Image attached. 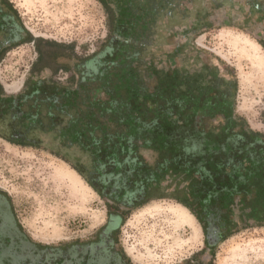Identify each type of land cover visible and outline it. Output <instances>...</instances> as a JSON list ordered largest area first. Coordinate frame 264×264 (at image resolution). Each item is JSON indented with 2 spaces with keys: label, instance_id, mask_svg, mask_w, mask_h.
<instances>
[{
  "label": "trees",
  "instance_id": "trees-1",
  "mask_svg": "<svg viewBox=\"0 0 264 264\" xmlns=\"http://www.w3.org/2000/svg\"><path fill=\"white\" fill-rule=\"evenodd\" d=\"M97 1L107 15L109 34L98 52L83 57L73 44L35 38L10 1L0 0V34L14 15L21 33L14 44L9 45V39L0 42V62L13 49L34 43L38 59L30 77L47 70L70 73L65 84L51 78V87L29 78L18 102L0 84L1 105L19 111L10 121H26L29 133L20 139L0 137L14 145L49 150L106 201L111 216L119 213L123 220L148 202V188L173 174L189 181L192 197L203 205L215 195L222 201L241 196L251 215L259 202L264 217V133L249 129L234 107L224 106L225 96L222 103L195 99L194 76L184 78L146 62L156 18L172 8L170 0ZM215 73L218 84L236 91V82ZM181 87L187 91L181 93ZM218 116L227 122L209 125L207 119ZM239 121L246 130H237ZM43 137L51 138L58 149L44 147ZM73 150L86 162L72 160ZM138 151H149L152 162H145ZM170 198L186 207L183 200Z\"/></svg>",
  "mask_w": 264,
  "mask_h": 264
},
{
  "label": "rangeland",
  "instance_id": "rangeland-1",
  "mask_svg": "<svg viewBox=\"0 0 264 264\" xmlns=\"http://www.w3.org/2000/svg\"><path fill=\"white\" fill-rule=\"evenodd\" d=\"M9 1L35 38L73 44L81 56L98 52L109 34L107 15L97 0ZM203 1L207 0L184 2L182 12L174 17H168L167 12L157 16L148 39L149 59L144 60L158 69L176 72L216 68L220 76L236 82V91L230 94L235 114L243 117L252 130L264 133V48L258 42L260 29L243 30L225 23L189 28L195 24L196 10ZM176 44L180 52L172 59ZM35 58L34 46L24 44L0 62V84L8 96L24 93ZM49 75L43 72L33 76V83L49 81ZM54 79L66 82V76ZM153 86L148 87L153 90ZM219 124L220 120L213 121V126ZM42 144L58 149L51 138L43 137ZM144 156L151 160L150 154ZM69 157L86 162L76 150L70 151ZM185 182L182 177H170L160 190L152 191L144 206L125 216L118 233L119 245L135 264H186L201 253L205 236L200 222L170 198L185 196ZM0 192L9 198L15 222L32 246L53 249L73 245L90 238L107 222L106 201L69 164L47 149L14 145L1 137ZM30 243L24 244L20 253L4 251L0 258L12 260L21 254L25 261L34 249ZM49 251L48 260L58 264L56 253ZM2 261L0 264H4ZM214 264H264V217L259 225L253 215L247 221L236 222L234 231L215 248Z\"/></svg>",
  "mask_w": 264,
  "mask_h": 264
},
{
  "label": "flooded vegetation",
  "instance_id": "flooded-vegetation-1",
  "mask_svg": "<svg viewBox=\"0 0 264 264\" xmlns=\"http://www.w3.org/2000/svg\"><path fill=\"white\" fill-rule=\"evenodd\" d=\"M187 1H189V3L195 2V0H170L169 2L172 8L163 9L164 11L159 15L167 12L166 14L168 17H174L176 13L180 11L182 12L181 7L183 3ZM1 11L4 12L2 8ZM196 14H198L196 17V22L194 25H188L189 28L194 29V27H201L200 24L202 23L205 27H212L215 26V24L219 25L220 23L239 25L243 30H247L250 27H256L260 29L257 34L258 42L261 46L264 44V0H207L206 2L203 1V4L200 6V8L196 10ZM202 14L203 16L200 17ZM12 18L15 20H9L6 23H3L4 32H2L3 34H0V42L9 39V45L18 42L21 38L20 23L18 20H16L17 18L15 15ZM204 26L202 28H205ZM187 33H189V31ZM176 34H178V32L174 33V36H176ZM32 45L34 46L36 58L31 65L30 74L34 63L38 59L36 46L34 43H32ZM176 45L177 48H175L173 51L175 53L172 56V59L178 56L180 52V46H178V44ZM44 72L46 75L50 74L49 81L51 78L54 79V77L57 75L60 77L66 76V80H68L70 77V73H65L63 70H61L56 75L53 74L54 72H49L48 70ZM215 72H217V70L212 72V70L208 71L207 69L202 68L196 73H190L186 71L178 73L179 75L184 76V78L185 76L189 75L194 76L192 81L197 82L198 85L191 93L195 96V99L197 98V100L200 99V101L205 102V99L211 98L214 100V103H222V101H220L221 97L225 96V102L223 104L224 106L231 109L234 107V103L230 95L231 91L227 90L225 86L218 84V81L214 80L213 74H216ZM42 73H36L35 76H38ZM218 75L219 77H222L219 73ZM56 79L59 80L60 78L56 77ZM49 81H38V85L42 84L43 87H51V83ZM179 83L182 85L184 81L181 79ZM182 88L183 87L180 88L181 93L187 91L186 89L183 90ZM21 96L22 94L14 97L12 96V98H16L17 101ZM1 104L2 101L0 102V136L3 138L12 139H20L24 136H27L29 133L27 131L28 126H26L24 123L26 121H21L20 123L18 121H10L19 114V111L15 109H11L10 111L5 110L7 107ZM23 112H28V108L23 107ZM215 120H220V124L222 125L227 122L220 116L207 119L209 125L211 126H213V121ZM243 121L245 125H247L244 118ZM244 123L242 124L239 121V126L237 127L238 131L246 130ZM219 125L213 127H218ZM248 128L251 129L250 127ZM40 134L42 136V133ZM137 153L142 155V159L145 162H152V158L150 160V158L147 159L144 156L145 154H151L149 151H138ZM230 168L233 167L227 166L225 169ZM170 177L174 178V180L182 177V181H185L181 175L173 174L171 176L167 175V177L164 176L160 182L154 183L152 187L148 188L144 200L146 199V196L150 195V193H153V190H160L165 181ZM188 182H185V196L177 197L173 195L171 197H176L180 200H183L186 204V208L200 222L205 236V245L201 250V254L196 255L195 260L190 259L186 264H214L215 248L225 237L228 236V234L234 231L236 222H239L241 219L242 222L245 220L247 221L248 217L252 216V210L244 205L243 197L241 196L235 197L229 201H222L218 198L219 195H215L214 197L211 196L210 198L212 199L209 200L207 204L203 205L198 198L192 197L191 190L188 187ZM141 202L142 199L140 198L137 204H140ZM10 203L11 202L9 198L0 192V255L4 251H11L18 254V252L20 253L22 251L24 244L30 243L28 242V238L23 233V230L19 226L18 222H15ZM254 210L255 212L253 219L259 225L261 224L262 218L259 202L257 203V207ZM10 215L12 217L9 218ZM122 222L123 219L119 213L111 216L110 212L107 210L106 224L87 240L78 241L73 245L53 249L38 245L32 246L30 243L31 247L34 249L30 251L31 254L25 256V261L21 257V254L14 255V259H12V257L10 258L12 260L6 259L3 256L0 259L3 260L2 263L4 264H44V260L45 264H53V260H48V251L50 250L49 252L52 254L56 253V258H59L56 261L58 264H135L128 254H126V251L119 245L118 233Z\"/></svg>",
  "mask_w": 264,
  "mask_h": 264
},
{
  "label": "crops",
  "instance_id": "crops-1",
  "mask_svg": "<svg viewBox=\"0 0 264 264\" xmlns=\"http://www.w3.org/2000/svg\"><path fill=\"white\" fill-rule=\"evenodd\" d=\"M201 254V253H200ZM197 255H199V254H197Z\"/></svg>",
  "mask_w": 264,
  "mask_h": 264
}]
</instances>
